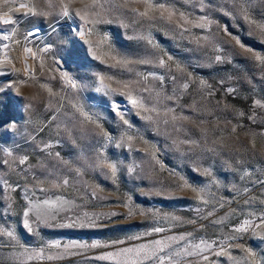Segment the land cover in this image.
<instances>
[{
	"label": "rangeland",
	"instance_id": "rangeland-1",
	"mask_svg": "<svg viewBox=\"0 0 264 264\" xmlns=\"http://www.w3.org/2000/svg\"><path fill=\"white\" fill-rule=\"evenodd\" d=\"M63 2L0 0L46 13L0 24V264H158L100 258L141 244L264 264V34L233 0H95L88 24L75 10L94 0ZM243 7L264 23V0Z\"/></svg>",
	"mask_w": 264,
	"mask_h": 264
},
{
	"label": "snow or ice",
	"instance_id": "snow-or-ice-1",
	"mask_svg": "<svg viewBox=\"0 0 264 264\" xmlns=\"http://www.w3.org/2000/svg\"><path fill=\"white\" fill-rule=\"evenodd\" d=\"M7 2H8V0H5V4H7ZM245 2H246V0H233L234 7H236L238 9V12L243 15V18L246 21H248V23L253 28H255L256 30H258L262 34H264V23L257 22L256 20L252 19L249 16L247 8L243 7V3H245ZM97 7L102 8L103 5H98L95 2V0H94V2L92 4L85 5L83 9L75 10V15L78 16L81 20H83L85 24H88L90 22L91 23H96L97 20L95 19V17L100 15L99 12L95 11V9ZM159 7H160V9H164V5H160ZM21 9H26V11L22 13L23 15H45L46 14V13L37 12L34 5L30 6L29 4L21 3V4H19V7L15 8V9L9 8L8 11H4L2 14H0V24H3V25H14L16 23V20L9 13H11L13 11L20 12ZM89 9L92 10L91 11V15H92L93 19L91 21H89V18H88L89 17ZM132 11L136 12L137 9H132ZM166 11L168 12V15L165 17L163 15V13H161V16L159 18L166 19L168 22H172L173 16L175 15V10L174 9H166ZM60 14L65 16V17L70 15V5L68 3H64L63 0H61V3H60ZM227 14L231 15V13H227ZM139 15L142 16V17H146L148 19H154L155 18V17L149 16V12H148L147 9L145 11H143V12H139ZM179 17L183 20L184 17H185V13H179ZM200 19L202 21H204V23L196 24L195 26L196 27H201V28L206 27L207 23H209L207 21V17H201ZM185 30H187V29H185ZM37 31H38V29H37ZM12 32L15 33V29L14 28L12 29ZM34 34L35 33H33V32H29L27 34V36H33ZM84 34L85 33L83 31L80 32L81 36H83ZM3 39L4 40L11 39V36L6 35V36L3 37ZM25 39H27V37H25ZM234 39L236 40V44H238L241 48L245 47L244 44H242L241 41L238 38H234ZM4 47L7 48L8 45H4ZM49 47H51V46H49ZM25 51L30 53L31 49H27L26 48ZM246 51H251V49H246ZM253 58L256 61H260V62L264 63V56H261L258 53H254L253 54ZM5 59H7V57ZM216 60L220 61L221 57L217 56ZM144 62L147 63V61H144ZM160 64L164 65V61L161 60ZM63 75L65 76L66 79H68L67 78V74H63ZM68 83H70L73 88L77 87V84L74 81H72L71 79H68ZM101 83H103V79H101ZM186 86L187 85H185V87ZM6 87L9 90H11V89H13L15 87V85L8 84V85H6ZM42 87H46V85H42ZM2 90L3 89H0V91H2ZM97 90L99 91V89H97ZM49 91H51V90H49ZM113 91H115V90H113ZM128 99L130 100V102L133 105H137V106L143 107V104L140 101H138L136 98H133L131 94H129ZM112 108L114 110H117V114L120 115L121 120H123V122L125 124H127L128 121L124 120L123 119V115L120 114L119 111H118V105L116 103H113L112 104ZM153 111H155V109H153ZM87 118L89 120L91 119V117H87ZM145 119H151V117H145ZM173 119H175V117ZM185 119H187V117H185ZM9 126L10 127H14L15 123L11 122ZM103 135L106 136L107 134L103 133ZM129 139H131V138L129 137ZM20 162L23 163L24 161L21 160ZM104 166L107 167L108 169H110L112 174L115 175V172H116V165L115 164L107 163ZM64 183L67 184L68 183L67 180H65ZM25 215H27V213H25ZM25 223H27V222L25 221ZM245 223L247 224V221ZM161 231H162L161 228H154L153 229V232L159 233ZM8 235L11 236L12 233H8ZM169 239H173V238L169 237ZM181 239H183V237H181ZM153 243L155 245H157V246H160V245L163 244V241L155 240ZM91 247L94 248V247H97V245L93 244V245H91ZM209 247H210V245H209ZM163 250H164L163 247H157L156 250H151L150 245L141 244V245H139L138 247H135V248H124L120 252H117V253H108L106 256H102L100 258L101 259H114V258L120 256L121 254L135 253V255L137 257H141L142 256L144 260H151V259L155 258L157 260L158 264H165V257L158 254V253L163 252ZM149 253H151V254H149ZM37 255H39V254H37ZM168 259L171 260V257H168ZM205 259H207V258H205Z\"/></svg>",
	"mask_w": 264,
	"mask_h": 264
}]
</instances>
